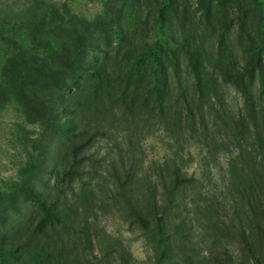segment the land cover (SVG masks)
<instances>
[{
    "label": "rangeland",
    "instance_id": "obj_1",
    "mask_svg": "<svg viewBox=\"0 0 264 264\" xmlns=\"http://www.w3.org/2000/svg\"><path fill=\"white\" fill-rule=\"evenodd\" d=\"M0 264H264V0H0Z\"/></svg>",
    "mask_w": 264,
    "mask_h": 264
},
{
    "label": "trees",
    "instance_id": "obj_2",
    "mask_svg": "<svg viewBox=\"0 0 264 264\" xmlns=\"http://www.w3.org/2000/svg\"><path fill=\"white\" fill-rule=\"evenodd\" d=\"M40 157H34V159L30 160L28 170L29 172L35 173L40 170Z\"/></svg>",
    "mask_w": 264,
    "mask_h": 264
}]
</instances>
